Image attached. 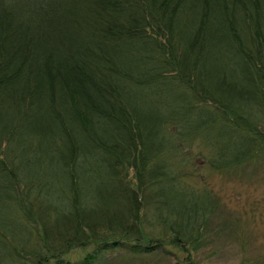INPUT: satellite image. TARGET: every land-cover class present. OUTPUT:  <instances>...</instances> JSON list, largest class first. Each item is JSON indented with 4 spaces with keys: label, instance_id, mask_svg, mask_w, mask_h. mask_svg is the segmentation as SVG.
<instances>
[{
    "label": "trees",
    "instance_id": "obj_1",
    "mask_svg": "<svg viewBox=\"0 0 264 264\" xmlns=\"http://www.w3.org/2000/svg\"><path fill=\"white\" fill-rule=\"evenodd\" d=\"M263 156L264 0H0V264L187 252Z\"/></svg>",
    "mask_w": 264,
    "mask_h": 264
},
{
    "label": "rangeland",
    "instance_id": "obj_2",
    "mask_svg": "<svg viewBox=\"0 0 264 264\" xmlns=\"http://www.w3.org/2000/svg\"><path fill=\"white\" fill-rule=\"evenodd\" d=\"M193 160L192 182L202 184L200 189L204 191L207 179L206 185L214 195V204H218L200 233L192 234L197 241H190L187 252L174 250L175 253H166L164 248L156 247L149 255L134 259L114 250L108 255L112 260L109 264H264V156L237 174L231 172L227 175L210 174L199 159ZM199 200L200 196L191 198L186 215L193 213L192 209ZM179 203L170 200V206ZM155 205L160 207L158 203ZM167 211V207H162L154 211L152 218L159 223ZM186 215L171 217V221L186 223ZM159 228L160 224L153 228V237H160Z\"/></svg>",
    "mask_w": 264,
    "mask_h": 264
}]
</instances>
